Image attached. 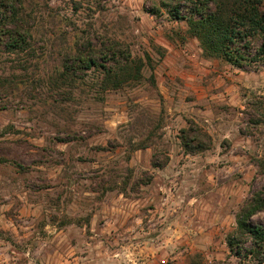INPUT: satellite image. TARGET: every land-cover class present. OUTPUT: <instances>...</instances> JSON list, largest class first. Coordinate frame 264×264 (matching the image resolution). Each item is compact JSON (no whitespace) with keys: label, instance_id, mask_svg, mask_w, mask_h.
<instances>
[{"label":"rangeland","instance_id":"rangeland-1","mask_svg":"<svg viewBox=\"0 0 264 264\" xmlns=\"http://www.w3.org/2000/svg\"><path fill=\"white\" fill-rule=\"evenodd\" d=\"M76 1L25 0L32 48L0 44V264L252 263L228 240L264 188V61L207 57L153 0ZM87 35L148 53L156 85L57 79ZM190 120L209 149L185 150Z\"/></svg>","mask_w":264,"mask_h":264},{"label":"trees","instance_id":"trees-1","mask_svg":"<svg viewBox=\"0 0 264 264\" xmlns=\"http://www.w3.org/2000/svg\"><path fill=\"white\" fill-rule=\"evenodd\" d=\"M74 1L75 8H80L81 3ZM147 11L156 15L165 11L174 20L185 21L188 32L199 40L207 57L241 68L264 61V0H153ZM32 19L35 17L26 10L25 0H0V44L16 54L30 50L34 42ZM72 46L74 49L62 57L57 79L75 84L95 71L102 89L119 90L139 83L145 66L149 65L152 70L149 81L156 85L151 56L148 53L146 58L135 56L125 41L87 35L75 37ZM181 139L189 153L209 149L213 143L211 134L193 120L181 129ZM258 211H264V188L255 192L242 208L238 226L228 240L237 254L250 242L246 252L250 264L264 261V225L251 222Z\"/></svg>","mask_w":264,"mask_h":264}]
</instances>
